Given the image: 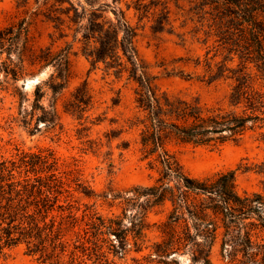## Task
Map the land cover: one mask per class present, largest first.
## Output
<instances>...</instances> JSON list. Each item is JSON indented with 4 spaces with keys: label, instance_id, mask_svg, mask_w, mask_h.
Returning a JSON list of instances; mask_svg holds the SVG:
<instances>
[{
    "label": "trees",
    "instance_id": "obj_1",
    "mask_svg": "<svg viewBox=\"0 0 264 264\" xmlns=\"http://www.w3.org/2000/svg\"><path fill=\"white\" fill-rule=\"evenodd\" d=\"M53 1L44 16L54 27L59 29L66 22L79 24L75 34L80 32L81 52L95 65L103 63L116 76L126 72L135 82L140 115L134 125L139 128V149L142 159L157 175L151 185L135 186L119 195L122 216L105 219L94 214L86 222L84 236L77 234L76 242L80 244H75L74 249L81 247L82 256L86 254L89 259L93 254L89 263L75 250H68L66 231L75 226L77 215L59 203L67 189L64 177L55 172L56 159L42 152H22L18 161L0 155V257L24 245L26 252L38 255L44 264H115L103 246L114 255L126 251L128 245L141 251L149 227L147 212L168 203L169 209L158 224L159 239L146 245L147 262L178 264L184 256L187 264H212L211 250L219 241L221 255L228 263L264 264V191L239 194L233 171L204 178L190 176L169 149L177 142L207 146L237 142L248 131L264 127V90L261 83L257 86V79L264 81V0H188L203 30V41L212 39L223 54L207 81L233 79L227 106H206L198 98H172L161 91L138 54L137 27L122 9L97 0L95 4L85 0L88 8L81 3L75 6L70 0ZM157 1L143 4L136 0L134 7L147 12ZM65 2L69 6L63 7ZM118 2L112 0L113 4ZM107 9L114 17L105 15ZM157 24L156 30L161 28L163 17L157 19ZM234 58L238 59L236 65H229ZM51 67L54 70L49 77L35 86L30 110L33 117L40 109L37 120L45 124L51 121L50 115L57 117V111L55 107L52 112L46 110L40 104L41 84L48 85L53 93L65 86L68 51L36 48L26 16L0 26L2 87L14 84L18 93L21 78ZM89 102L88 89L82 84L75 88L64 109L80 118ZM258 168L264 172V161ZM128 208L134 209L130 215ZM124 217L128 218V226L123 224ZM84 238L92 246L86 245Z\"/></svg>",
    "mask_w": 264,
    "mask_h": 264
},
{
    "label": "rangeland",
    "instance_id": "obj_2",
    "mask_svg": "<svg viewBox=\"0 0 264 264\" xmlns=\"http://www.w3.org/2000/svg\"><path fill=\"white\" fill-rule=\"evenodd\" d=\"M44 1L0 0V26L26 16L36 48L68 51V81L58 93L41 84L43 96L40 104L46 110L52 112L55 107L57 111V117L50 115L51 121L46 124L37 120L42 113L40 109L33 117L30 110L36 84L49 77L54 70L52 67L21 78L17 83L19 94L15 93L14 84H6V88L0 85V155L18 161L22 152H42L56 159L55 172L64 177V188L67 189L62 192L59 203L77 215L75 226L66 231L68 250H75L82 256V248L74 249V246L80 244L76 242L77 234L84 236V229L88 226L86 222L91 216L95 214L105 219L122 216L123 204L119 195L135 186L151 185L157 173L148 167L139 149V128L134 125L140 115L135 103V82L128 78L126 72L116 76L113 69H107L103 63H92L91 58L81 52L80 32L75 34L79 24L66 22L57 29L44 16L54 1L48 0L45 4ZM70 1L75 6L81 3L88 8L85 0ZM97 1L122 9L137 27L135 44L138 54L161 91L172 98H198L206 106H227L233 79L220 77L207 81L223 54L212 39L203 41V30L199 29L188 0H158L149 6L147 12L135 9L136 0H120L116 4L112 0ZM149 1L140 0L143 4ZM92 3L95 4V0ZM64 6L69 4L65 2ZM105 15L114 17L111 10ZM160 17H163V24L156 30L154 27ZM237 62L238 59L234 58L228 64L235 66ZM257 80V86L261 83L264 90V81ZM82 84L88 89L90 102L78 118L66 112L64 104L75 88ZM263 133L264 127L248 131L237 142L229 141L219 146L177 142L170 144L169 149L190 176L204 178L218 172L233 171L239 194L264 191V172L258 168L264 161ZM168 209L169 204L166 203L147 212L149 227L145 230L141 251L128 245L126 251L114 255L105 245L103 249L109 258L115 264H156L145 259L149 251L146 245L159 239L158 224ZM132 211L133 208H128L127 215ZM123 224L129 225L127 217L123 218ZM90 235L89 232L88 237ZM113 237L111 234L110 238ZM127 237L132 244L131 234ZM83 241L86 243L85 238ZM86 245L92 246V243ZM82 257L90 263L94 256L92 254L91 259L86 254ZM210 258L212 264H230L221 255L219 241L213 245ZM187 261V257L181 256L178 264H187ZM0 264L44 263L38 255L26 252L25 246L19 245L1 256Z\"/></svg>",
    "mask_w": 264,
    "mask_h": 264
},
{
    "label": "water",
    "instance_id": "obj_3",
    "mask_svg": "<svg viewBox=\"0 0 264 264\" xmlns=\"http://www.w3.org/2000/svg\"><path fill=\"white\" fill-rule=\"evenodd\" d=\"M34 79V78H33ZM23 86H25V82L23 81Z\"/></svg>",
    "mask_w": 264,
    "mask_h": 264
}]
</instances>
